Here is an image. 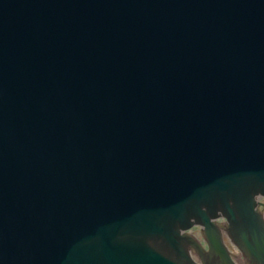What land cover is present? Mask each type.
I'll list each match as a JSON object with an SVG mask.
<instances>
[{"label":"water","instance_id":"water-1","mask_svg":"<svg viewBox=\"0 0 264 264\" xmlns=\"http://www.w3.org/2000/svg\"><path fill=\"white\" fill-rule=\"evenodd\" d=\"M258 197L264 0H0V264H264Z\"/></svg>","mask_w":264,"mask_h":264},{"label":"bare ground","instance_id":"bare-ground-1","mask_svg":"<svg viewBox=\"0 0 264 264\" xmlns=\"http://www.w3.org/2000/svg\"><path fill=\"white\" fill-rule=\"evenodd\" d=\"M261 197V196H260ZM260 197H258L260 199ZM262 199V198H261Z\"/></svg>","mask_w":264,"mask_h":264}]
</instances>
